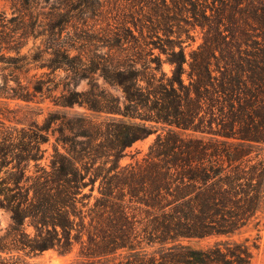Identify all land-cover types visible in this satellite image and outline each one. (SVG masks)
<instances>
[{
	"label": "trees",
	"instance_id": "16d2710c",
	"mask_svg": "<svg viewBox=\"0 0 264 264\" xmlns=\"http://www.w3.org/2000/svg\"><path fill=\"white\" fill-rule=\"evenodd\" d=\"M18 1L13 17L2 18L0 55L16 70L41 64L34 70L50 73L13 99L33 102L43 78L64 71L57 106L121 118L83 128L84 140H71L65 153L55 148L48 168L43 146L59 118L0 131V209L12 219L0 238V253L11 257L0 264H30L13 254L66 255L77 245L75 264H251L249 247L233 238L264 211V0H148L158 26L183 20L202 33L189 64L183 48L164 51L171 76L159 58L140 69L108 68L88 64L85 51L72 54L66 27L99 0H58L48 13L34 5L50 0ZM30 40L41 42L22 54ZM98 71L121 88L124 107L75 91ZM157 125L169 130L143 163L122 166L126 150ZM209 239L216 241L207 248L190 245Z\"/></svg>",
	"mask_w": 264,
	"mask_h": 264
},
{
	"label": "rangeland",
	"instance_id": "374dc122",
	"mask_svg": "<svg viewBox=\"0 0 264 264\" xmlns=\"http://www.w3.org/2000/svg\"><path fill=\"white\" fill-rule=\"evenodd\" d=\"M57 1L50 0L49 3L34 5V8L48 13L52 10L53 3H57ZM161 1L163 0H159L157 5L163 6ZM170 4V0H166V5ZM150 8L148 0H99L94 10H88L89 12L84 15L79 13L73 15V20L63 34V39L68 44L75 46L73 55L85 51L88 64L106 65L108 68H125L134 64L135 68L140 69L144 64L155 66L154 64H157L155 60L159 58L162 61L164 72L171 76L173 67L167 61L168 57L164 51L170 53L169 45L172 44L176 51L183 48L187 64H189L191 53L202 44V33L199 28L194 30L183 20L173 21L172 19L168 24L158 26L160 18H156ZM18 9H20L18 0H0V24L3 17L12 18L14 11ZM72 39L78 42L82 41L75 44ZM40 42L30 40L27 47L22 50V54L33 55L36 50L35 46H38ZM9 56L8 54L0 55V122L2 123L0 131L9 128L18 130L28 128L34 122L45 126L48 120L59 118L50 124L49 142L43 146L45 157L42 166L49 167L55 148H58L61 153H65V148L70 146L71 140L83 141L84 138L80 134L83 128L88 127L91 123L103 124L108 120L121 118L119 115L112 116L104 112L93 111L86 105H74L67 108L57 106L63 86L65 82L69 81V79L65 80L66 73L64 71L45 76L43 78L46 83L44 92L37 94L33 102L27 103L13 99L14 90L20 93L26 89L33 90L36 80L50 71L47 69L34 70L35 65L41 64L16 70L14 64L7 63L6 58ZM29 69L31 70L29 71ZM35 75L37 76L35 77ZM49 89L53 91L49 92ZM75 91L89 93L92 100H102V97H105L107 101H110L109 103L114 102L120 107L125 105V97L121 88L106 82L101 77L100 71L93 76L92 80H80ZM104 103L106 104L105 101ZM156 128V133L126 150V157L121 161L122 166L143 163L158 135H165L169 130L161 125H157ZM261 158H264V150L261 153ZM97 186L94 196H98ZM89 190L88 188L85 192L89 193ZM11 226V215L0 209V238L7 235ZM26 232L32 234L33 229L26 227ZM233 239L245 243L249 247L252 254L251 264H264V211L241 235ZM215 241V239H209L192 242L190 245L195 248H207L212 246ZM155 249L156 247L149 248L147 251L152 253ZM13 255L30 264H75L82 261L79 245L66 255L60 254L56 250L30 256H26L24 253ZM9 257L11 255L0 253V260ZM96 263L111 264L107 260L96 261Z\"/></svg>",
	"mask_w": 264,
	"mask_h": 264
}]
</instances>
